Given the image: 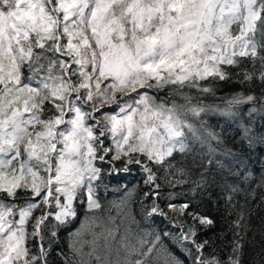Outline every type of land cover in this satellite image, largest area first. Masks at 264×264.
<instances>
[{
	"label": "snow or ice",
	"instance_id": "1",
	"mask_svg": "<svg viewBox=\"0 0 264 264\" xmlns=\"http://www.w3.org/2000/svg\"><path fill=\"white\" fill-rule=\"evenodd\" d=\"M255 146L264 0H0V264H264Z\"/></svg>",
	"mask_w": 264,
	"mask_h": 264
},
{
	"label": "trees",
	"instance_id": "2",
	"mask_svg": "<svg viewBox=\"0 0 264 264\" xmlns=\"http://www.w3.org/2000/svg\"><path fill=\"white\" fill-rule=\"evenodd\" d=\"M222 127H223V123H222ZM220 130L221 129H217V131H220ZM227 135L229 136V138L231 136H233L234 130L230 129L228 131ZM261 163H264V150H262V148L260 146H255V150L252 152L251 166L258 169L261 166ZM140 180H141L140 174L134 171L131 175L125 174L124 177L119 178V183L120 184H126L131 189V188L135 187L140 182ZM108 184H109V192L111 194L106 196V200L112 201V200H115V199H113L114 197L120 196L121 194L118 192H112L111 191L113 188H116L118 186L116 180H109ZM240 195L242 196L243 193H241ZM237 199H240V197L238 196ZM240 203H243L242 199L240 200ZM221 212H223L222 205H221ZM84 218H85L84 214L81 213L79 222L75 225V227L73 228V231H75L76 228H79V226L83 222ZM224 226H225L224 222H223V220H221L220 227L223 228ZM259 228H260L259 220L256 219L254 221V231L257 232V239H259V235H258Z\"/></svg>",
	"mask_w": 264,
	"mask_h": 264
},
{
	"label": "rangeland",
	"instance_id": "3",
	"mask_svg": "<svg viewBox=\"0 0 264 264\" xmlns=\"http://www.w3.org/2000/svg\"><path fill=\"white\" fill-rule=\"evenodd\" d=\"M120 198V196H116V197H114L113 199H115V200H118ZM85 222V218H84V220H83V222L82 223H84ZM81 223V224H82ZM81 227V225L79 226V228Z\"/></svg>",
	"mask_w": 264,
	"mask_h": 264
}]
</instances>
